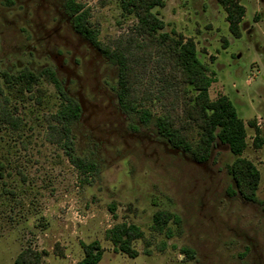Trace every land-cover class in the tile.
I'll use <instances>...</instances> for the list:
<instances>
[{
    "label": "rangeland",
    "instance_id": "1",
    "mask_svg": "<svg viewBox=\"0 0 264 264\" xmlns=\"http://www.w3.org/2000/svg\"><path fill=\"white\" fill-rule=\"evenodd\" d=\"M76 1L101 43L136 48L135 99L156 115L174 110L185 117L193 91L188 86L189 93L170 96L168 80L176 83L156 51H146L150 42L138 37L142 50L137 39L126 41L136 19L122 13L118 0ZM163 1L152 11L164 31L193 39L214 79L210 99L226 95L245 124L241 157L260 173L255 199L236 191L228 171L236 156L226 145L216 143L206 162L195 163L171 149L152 125L119 110L116 68L73 30L62 0H0V69L39 73L52 67L82 107L73 128L77 153H94L99 161L98 173L80 175L46 140L47 119L60 97L44 76L31 94L4 88L23 122L18 132L0 124V264H14L24 248L39 252L45 264H72L83 256L81 243L94 240L103 249L98 264H264V49L258 48L264 23L256 24L264 0H241L246 21L240 22L239 38L216 0ZM256 128L259 148L253 143ZM160 210L176 217L168 223L169 236L152 229ZM122 221L143 232L133 243L135 258L114 251L105 236Z\"/></svg>",
    "mask_w": 264,
    "mask_h": 264
},
{
    "label": "trees",
    "instance_id": "2",
    "mask_svg": "<svg viewBox=\"0 0 264 264\" xmlns=\"http://www.w3.org/2000/svg\"><path fill=\"white\" fill-rule=\"evenodd\" d=\"M123 14L136 19L133 32L126 39L132 43L138 37L150 42L146 51H156L165 68H168V93L175 96L189 93V86L193 93L188 97L185 117L176 111L166 110L164 114H154L148 107L136 100L139 90L136 85V73L133 67L136 53L132 46L114 43L105 45L97 38V32L91 28L88 12L76 0H62V8L70 18L73 30L86 39L111 65L116 68L117 80L114 86L119 110L135 116L144 125H152L171 149L190 158L192 162L204 163L208 160L211 149L216 143L226 145L236 156L228 171L234 180L236 191L243 199L254 200L258 188L260 173L258 168L248 159L241 157L246 148V129L243 120L226 95H219L215 99L209 97V87L214 81L208 67L199 60L195 43L191 38L174 30L164 31V22L152 11L155 7L164 6L163 0H118ZM225 11V20L230 33L240 37V22L245 13L240 0H216ZM136 41V40H135ZM137 47L142 49L138 44ZM41 76L51 82L60 97L58 108L47 119L45 138L49 143L59 147L70 164L80 175H90L99 172L97 156L80 155L77 153L73 128L78 123L82 107L79 101L63 88V82L52 67H45L39 73L23 68L12 73L0 69V124L9 131L18 132L22 127V119L14 114L5 92L15 91L18 94L33 92L34 85ZM180 85V91L176 86ZM182 94V95H183ZM164 93L160 91V96ZM172 95V96H173ZM142 99V98H141ZM140 99V100H141ZM254 125L253 123H251ZM197 128L198 141H192V131ZM253 143L256 148L262 144L259 130L255 129ZM3 165H0V170ZM2 174L0 173V176ZM231 193H234L231 190ZM176 220L169 211L160 210L153 214L152 229L170 235L168 223ZM106 238L112 243L116 252H121L130 258L138 255L133 243L143 237L141 229L133 223L117 222L105 231ZM83 256L72 264H98L103 249L97 240L81 243ZM14 264H45L41 261V254L31 248L22 249L16 256Z\"/></svg>",
    "mask_w": 264,
    "mask_h": 264
},
{
    "label": "crops",
    "instance_id": "3",
    "mask_svg": "<svg viewBox=\"0 0 264 264\" xmlns=\"http://www.w3.org/2000/svg\"><path fill=\"white\" fill-rule=\"evenodd\" d=\"M240 3H241V0H240ZM249 3V2H248ZM242 4V3H241ZM243 5V4H242ZM260 5H263L262 6V8H260V7H257L256 9H259V11H260V13L262 14V19L261 20H259L256 24H259V23H264V2H262ZM244 6V5H243ZM244 8H245V6H244ZM245 13H246V8H245ZM245 13H244V16H245ZM244 16H243V18H242V21H246V20H244ZM247 36H248V31H247ZM264 37V36H263ZM261 48V47H263V49H264V45H259L258 46V48Z\"/></svg>",
    "mask_w": 264,
    "mask_h": 264
}]
</instances>
